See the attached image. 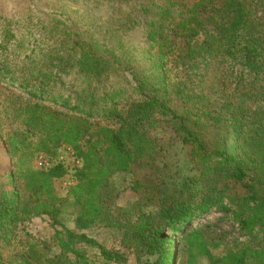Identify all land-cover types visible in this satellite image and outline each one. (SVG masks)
I'll list each match as a JSON object with an SVG mask.
<instances>
[{
	"label": "trees",
	"instance_id": "1",
	"mask_svg": "<svg viewBox=\"0 0 264 264\" xmlns=\"http://www.w3.org/2000/svg\"><path fill=\"white\" fill-rule=\"evenodd\" d=\"M227 3L235 6L233 20L214 23L215 33L193 44L206 19L198 9L213 6V0L182 8L174 0L141 5L146 41L156 51L140 69L98 54L90 38L74 34L47 49L44 60L36 59L33 46L16 61L18 22L30 18L49 32L57 21L65 22L36 2L0 23V87L7 88L0 93V140L10 158L7 178L0 180V264H34L36 246L22 237V226L42 216L54 229L58 249L46 264H94L83 247L96 249L102 264H127L125 252L108 250L84 233L92 228H120L122 248L136 264H173L174 235L185 246L187 264L200 257L210 264H264V45L237 2ZM178 40L187 42L171 47ZM237 54L240 66L228 94L214 108L204 106L207 99L195 88L212 63L229 62ZM172 58L188 70L176 86L168 74ZM161 122L188 147L203 184L188 186V196L179 198L137 178L133 189L154 208L123 222L127 210L112 205L108 182L156 155L160 145L150 132ZM65 147L79 167L29 166L37 154L56 158ZM69 172L73 183L61 198L55 182ZM197 194L201 202L195 201ZM67 205L75 210L74 230L60 220ZM211 210L230 216L247 241L212 255L220 243L188 226ZM143 256L155 260L142 263Z\"/></svg>",
	"mask_w": 264,
	"mask_h": 264
},
{
	"label": "rangeland",
	"instance_id": "2",
	"mask_svg": "<svg viewBox=\"0 0 264 264\" xmlns=\"http://www.w3.org/2000/svg\"><path fill=\"white\" fill-rule=\"evenodd\" d=\"M152 1L161 5L163 0H0V23L10 22L15 16H20L23 13L22 7L28 8L29 5L33 6L36 2L51 13L63 16L65 22L57 21L50 32L41 27L42 23L35 22L30 18L25 19L24 22H18L19 29L15 33L18 34L19 41L12 48L16 52L13 57L16 61L24 59V52H28L33 46L35 50H38L36 59L44 60V53L47 49L58 46L62 37L69 38L70 34H74L82 40L90 38L94 44V50L98 54L114 57L124 61V64H131L140 69L142 67H138V65L145 63L149 54L156 51L146 41L148 29L143 25L142 20L146 17L144 11L141 10V5ZM196 2L199 0H174L177 8H182L185 5L192 6ZM213 2L214 5L207 6L205 10L203 7L198 9L200 15L206 19L199 37L192 40L191 44L200 42L205 35H213L216 30L214 23L224 20L228 24L233 20L236 11L234 5L226 7L229 0H213ZM235 2L243 10L248 26L256 32L259 44L264 45V0H235ZM133 15L134 17H132ZM132 18L140 20L139 23L133 25L129 21ZM66 30H68L67 33H65ZM3 37L0 36V40ZM186 42V40H178L171 47L180 48ZM12 50L10 49V52ZM238 57L239 54L235 55V58L232 57L234 59L229 62L226 60L221 64H211L206 76L195 88L199 93L203 92L205 95L207 101L204 106L214 108L216 102L228 94L230 87L233 86L235 70L240 66ZM173 62L172 58L168 66V68L170 67L168 74L172 79V84H175L179 80L178 77L184 74L183 70L187 72L188 70L186 63ZM6 91V85L0 87V93ZM150 135L160 145L156 155L147 159L144 165H139L128 172L114 174L108 182L112 205L127 210L121 218L123 222L135 220L136 213L141 210L154 208L151 199H147L144 193H138L133 189L137 178L139 180L144 178L147 184L158 187L165 195L175 194L179 198L188 196V186L194 188L203 184L201 183L203 179H201L199 165L193 160L188 147L176 137L171 126L161 122L150 132ZM61 152L62 149L59 154ZM9 163L10 158L7 156L2 140H0V180H6L10 170ZM29 166L34 169L32 162ZM71 177V172H69L63 179L55 182L56 195L61 198L66 196ZM196 196L195 201L201 202L200 195ZM74 211L71 205H67L60 215L61 223L69 230H74ZM188 226L202 233L210 242L220 243L211 249V254L215 256H221L234 245L247 241L243 233L239 231L238 225L231 221L230 216L214 210L199 214L190 221ZM22 228L24 229L23 234L21 233L22 237L36 246L34 264H46L45 258H51L58 253L53 240L54 229L47 217L33 218ZM121 231L120 228H92L84 233L108 250L125 252L128 258L127 264H136V257L122 248ZM174 237L173 264H187L185 246L177 235ZM83 248L87 255L94 260V264L95 262L102 264V261L98 259L96 249ZM154 260V256L141 257L142 263L146 261L151 263ZM193 264H210V262L207 258L200 257Z\"/></svg>",
	"mask_w": 264,
	"mask_h": 264
},
{
	"label": "built area",
	"instance_id": "3",
	"mask_svg": "<svg viewBox=\"0 0 264 264\" xmlns=\"http://www.w3.org/2000/svg\"><path fill=\"white\" fill-rule=\"evenodd\" d=\"M56 163H62L70 169L80 166V161L76 159L72 150L66 147L62 149V152L56 158L44 154H37L34 159V167L36 170H47ZM72 183L73 180H71L68 185H72ZM63 186L67 187L66 185Z\"/></svg>",
	"mask_w": 264,
	"mask_h": 264
}]
</instances>
